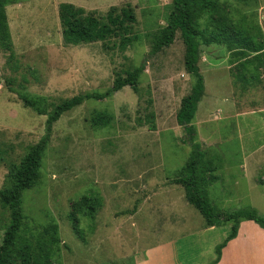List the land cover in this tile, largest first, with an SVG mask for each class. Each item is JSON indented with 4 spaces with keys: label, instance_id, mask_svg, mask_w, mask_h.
I'll list each match as a JSON object with an SVG mask.
<instances>
[{
    "label": "rangeland",
    "instance_id": "1",
    "mask_svg": "<svg viewBox=\"0 0 264 264\" xmlns=\"http://www.w3.org/2000/svg\"><path fill=\"white\" fill-rule=\"evenodd\" d=\"M68 1L0 0L15 53L10 62L0 36V189L10 169L19 168L46 134L47 119L59 104L105 92L119 76L145 64L137 91L127 86L103 101H85L53 125L39 179L23 194L22 235L35 242L55 225L56 264H157V247L204 220L175 183L192 152L177 114L195 84L185 67L181 33L170 47L151 55L173 0H74L99 17L112 7L130 6L137 19L131 36L139 37L125 49L120 36L66 44L59 7ZM218 1L225 17L264 34V0ZM243 50L202 45L206 91L192 123L207 159L220 158L218 179L208 186L218 213L255 205L264 215V65L246 71ZM20 95L40 99L39 110L25 106ZM96 112L114 119L95 127ZM93 191L102 204L95 219L78 211V203ZM10 214L0 202V247ZM148 256L152 262H146Z\"/></svg>",
    "mask_w": 264,
    "mask_h": 264
},
{
    "label": "trees",
    "instance_id": "2",
    "mask_svg": "<svg viewBox=\"0 0 264 264\" xmlns=\"http://www.w3.org/2000/svg\"><path fill=\"white\" fill-rule=\"evenodd\" d=\"M59 16L66 44L80 45L106 41L113 36H120L121 47L125 49L138 41L139 36H131L132 27L137 19L130 6L120 10L112 7L107 16L99 17L95 14H87L84 8L74 4L62 3L59 7ZM253 31L254 29L249 31L240 23V20L236 22L230 16L225 17L218 0H173V9L167 25L155 36L151 51V55H156L170 47L177 33L180 32L186 48L185 67L188 73L195 77V84L190 93L183 98L177 114V122L185 132L183 142L190 145L192 152L190 160L182 170V176L175 183L184 187L187 201L201 213L206 227L232 225V232L216 246L217 256L211 264L220 262L222 250L237 237L242 221H254L264 228V215L252 206L218 213L210 199L208 186L218 179L215 174L217 171L215 163L220 158L207 159L206 152L197 141V130L192 123L206 91L205 78L200 68L201 47L202 45L224 44L234 49L240 46L244 48L240 52V55H243L241 58L244 59L242 67L246 71H250L251 68L256 71L264 65V34L261 29ZM0 36L7 41L6 48L10 51V62L15 61L7 14L3 9L0 10ZM250 55H252L251 58H249ZM145 68V64H141L128 72L125 77L119 76L113 86L105 92L84 93L65 100L49 115L46 134L38 144L30 148L19 168L10 169L7 185L0 189V202L11 211L10 224L4 233L0 247V264H56L54 259L59 255V240L55 225H50L45 233L34 237L35 242L22 235L25 230L23 227V194L39 179L41 163L51 139L53 125L63 114L82 105L85 101H103L127 86L137 91L139 79ZM250 78L258 79L259 76L251 74ZM20 99L25 106L39 110L37 105L40 99L28 95H20ZM113 119L112 114L96 112L92 116V123L95 127H104L108 126ZM101 206V197L98 192L93 191L78 203V211L84 216L95 219ZM76 233L80 239L85 241L83 230L76 228ZM47 234L48 237H46Z\"/></svg>",
    "mask_w": 264,
    "mask_h": 264
},
{
    "label": "crops",
    "instance_id": "3",
    "mask_svg": "<svg viewBox=\"0 0 264 264\" xmlns=\"http://www.w3.org/2000/svg\"><path fill=\"white\" fill-rule=\"evenodd\" d=\"M65 3L82 6L80 1L69 0ZM247 206L256 208L255 205ZM199 223V227L192 228V232L181 234L157 247L156 263L211 264L217 256L216 246L232 232V225L206 227L205 220ZM148 260L152 262L151 256L147 257L146 262ZM217 264H264V228L254 221H242L237 237L222 250L221 260Z\"/></svg>",
    "mask_w": 264,
    "mask_h": 264
}]
</instances>
